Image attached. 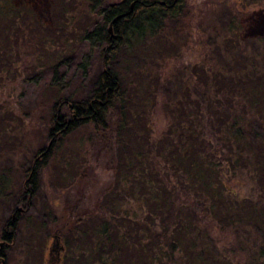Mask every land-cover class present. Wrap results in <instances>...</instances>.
<instances>
[{"label": "trees", "instance_id": "1", "mask_svg": "<svg viewBox=\"0 0 264 264\" xmlns=\"http://www.w3.org/2000/svg\"><path fill=\"white\" fill-rule=\"evenodd\" d=\"M58 1L50 4L54 22L71 0ZM84 3V13L96 18L79 38L90 47L101 45L102 67L86 96L55 94L47 131L56 140L36 153L46 162L67 134L91 124L102 137L101 148L115 147L118 158L94 208L80 207L77 198L63 220L52 221L48 233L56 231L61 241L56 264H264V37L255 38L248 52L218 54L220 60L207 69L203 61L195 63L193 81L184 79L173 90L167 80L156 82L154 90L144 87L145 99L134 100L139 92L114 66L116 51L154 34L165 19H178L185 0ZM47 26L29 0H0V69L8 70L0 74V85L21 75L7 69L11 54L28 46L35 66L38 55L49 50L46 43L54 37ZM90 58L88 52L80 57L83 73ZM60 65L49 66V84L62 89ZM34 72L27 76L41 79ZM158 93L168 121L153 138L149 115ZM38 163L37 157L27 170L33 189ZM242 183L249 184L248 193ZM7 224L16 227L12 218ZM208 224L229 231L230 242L218 245ZM1 236L7 242L0 264H7L14 234L2 229Z\"/></svg>", "mask_w": 264, "mask_h": 264}, {"label": "rangeland", "instance_id": "2", "mask_svg": "<svg viewBox=\"0 0 264 264\" xmlns=\"http://www.w3.org/2000/svg\"><path fill=\"white\" fill-rule=\"evenodd\" d=\"M111 1L115 0H108ZM29 3L45 25H50L46 29L53 33L54 39L46 43L49 50L38 55L40 59L35 66L31 64L28 46L22 54H11L13 60L7 69L17 68L21 75L0 85V249L7 242L1 236L2 229L11 230L14 240L7 264H56L61 241L58 237V244H54L57 232L48 233L52 221L63 220L69 204L77 198L80 207L94 208L98 193L112 181L111 165L116 163L118 154L115 147L101 148V135L87 124L67 134L57 153L40 162L37 150L56 140V135L47 131L55 94L64 99L81 98L91 91L102 67L101 45L90 47L80 41L84 26L96 18L93 13H84L87 12L84 0L69 1L66 14H55V22L51 0H29ZM185 6L178 19H165L154 34L116 51L114 66L127 83L132 82L133 92L135 89L139 92L133 94L134 100L140 95L145 99L144 87L149 85L154 90L156 82L167 80L173 90L184 79L193 81L190 74L195 63L203 61V68L207 69L219 59L218 54L220 57L248 52L255 46V38L264 37V0H185ZM231 20L235 22L232 31L227 29ZM84 52L91 57L85 73L79 65ZM63 58L65 61L60 65ZM55 63L60 65L58 73L65 76L62 89L49 84L52 74L49 66ZM5 70L2 66L0 74L6 75ZM33 71L41 72V79L36 81L27 76ZM160 94H156L157 102L149 115L153 138L161 134L168 121ZM37 157L38 185L33 189L27 170ZM241 189L248 193L249 184L242 183ZM10 218L16 223L13 229L7 224ZM208 226L218 245L232 239L229 231Z\"/></svg>", "mask_w": 264, "mask_h": 264}, {"label": "water", "instance_id": "3", "mask_svg": "<svg viewBox=\"0 0 264 264\" xmlns=\"http://www.w3.org/2000/svg\"><path fill=\"white\" fill-rule=\"evenodd\" d=\"M108 29H109V31H111V25H109V28H108ZM54 237H55L54 244H55V243L58 244V243H57L58 240L56 239V238H58L57 234H55ZM58 246H60V244H58Z\"/></svg>", "mask_w": 264, "mask_h": 264}]
</instances>
